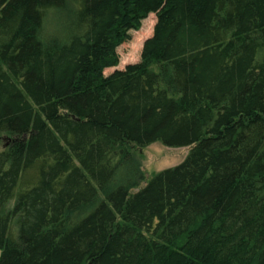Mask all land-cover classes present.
<instances>
[{"label": "trees", "instance_id": "obj_1", "mask_svg": "<svg viewBox=\"0 0 264 264\" xmlns=\"http://www.w3.org/2000/svg\"><path fill=\"white\" fill-rule=\"evenodd\" d=\"M0 264H264V0H0Z\"/></svg>", "mask_w": 264, "mask_h": 264}, {"label": "rangeland", "instance_id": "obj_2", "mask_svg": "<svg viewBox=\"0 0 264 264\" xmlns=\"http://www.w3.org/2000/svg\"><path fill=\"white\" fill-rule=\"evenodd\" d=\"M55 17L56 14L50 13L45 19L42 29L44 40L60 37V32L55 26L57 20V17L56 19ZM154 24L155 14L149 13L141 20L137 28L128 31L126 40L116 49L119 58L117 66L106 69L105 74H108L115 68L122 69L126 64L138 63L140 61L143 42L152 35ZM190 149L191 147L189 146H166L161 142H153L145 147L134 148L132 150L133 157L137 161L140 172L143 175V180L138 183L137 187L144 186L153 174L180 164L188 155ZM124 173L125 171L119 172L117 179L122 180L123 175H125Z\"/></svg>", "mask_w": 264, "mask_h": 264}]
</instances>
